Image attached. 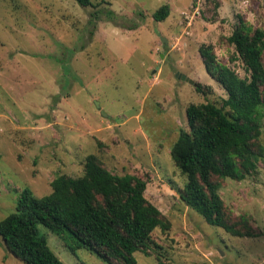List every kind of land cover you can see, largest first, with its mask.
Returning a JSON list of instances; mask_svg holds the SVG:
<instances>
[{"label":"rangeland","instance_id":"374dc122","mask_svg":"<svg viewBox=\"0 0 264 264\" xmlns=\"http://www.w3.org/2000/svg\"><path fill=\"white\" fill-rule=\"evenodd\" d=\"M164 4L171 13L156 21ZM109 9L120 25L107 18ZM242 20L264 27V0H0V221L16 211L24 188L48 195L56 177L82 176L95 155L115 174L148 180L147 199L170 223L136 252L137 264H264V153L243 180L213 178L228 219L247 221L256 237L233 235L193 209L182 198L187 177L171 155L190 128L188 107L222 106L228 97L206 71L201 46L212 45L220 62L247 75L228 42ZM178 74L210 88L199 92ZM38 229L64 264H109ZM0 264H26L1 235Z\"/></svg>","mask_w":264,"mask_h":264},{"label":"trees","instance_id":"16d2710c","mask_svg":"<svg viewBox=\"0 0 264 264\" xmlns=\"http://www.w3.org/2000/svg\"><path fill=\"white\" fill-rule=\"evenodd\" d=\"M76 1L82 6L93 5V0ZM170 13V5L164 4L153 17L163 21ZM94 14L100 19L98 11ZM106 15L120 25L121 18L113 9ZM228 42L236 49L232 60L241 59L247 75L241 77L234 68L220 62L212 45L201 46L206 71L228 97L222 106L207 102L188 107L190 128L181 130L171 155L187 177L182 198L193 209L209 224L233 235L256 237L259 234L247 221L228 219L219 183L213 178L243 180L257 170L264 153L262 146L260 152L253 148L263 124L264 27L254 28L242 20ZM207 88L196 86L203 93ZM147 184L148 180L136 174L111 172L90 155L82 176L56 177L48 195L37 197L31 188H24L16 211L0 221V235L26 264H64L40 233L38 224L70 241L73 252L88 248L109 264H116L115 259L137 264L136 252L151 247L153 231L170 228L162 211L147 199Z\"/></svg>","mask_w":264,"mask_h":264},{"label":"water","instance_id":"95a60500","mask_svg":"<svg viewBox=\"0 0 264 264\" xmlns=\"http://www.w3.org/2000/svg\"><path fill=\"white\" fill-rule=\"evenodd\" d=\"M156 31H157L158 34L161 36L163 42H164L165 44H167V43H168L167 38L164 37V36H162V34L159 32L158 29H157ZM178 77H180V78H182V79H184V80H187V81H189L191 84H194L195 86H197V82H195V80H193L192 78H189L186 74H178ZM97 106H98V108H101L99 102H97ZM102 114L107 115L104 111H102Z\"/></svg>","mask_w":264,"mask_h":264}]
</instances>
